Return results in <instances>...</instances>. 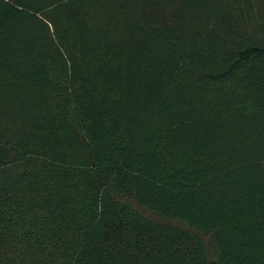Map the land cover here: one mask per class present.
I'll return each mask as SVG.
<instances>
[{"label": "trees", "instance_id": "trees-1", "mask_svg": "<svg viewBox=\"0 0 264 264\" xmlns=\"http://www.w3.org/2000/svg\"><path fill=\"white\" fill-rule=\"evenodd\" d=\"M0 264H264L253 0H0Z\"/></svg>", "mask_w": 264, "mask_h": 264}, {"label": "rangeland", "instance_id": "rangeland-1", "mask_svg": "<svg viewBox=\"0 0 264 264\" xmlns=\"http://www.w3.org/2000/svg\"><path fill=\"white\" fill-rule=\"evenodd\" d=\"M254 9L257 12H264V0H253Z\"/></svg>", "mask_w": 264, "mask_h": 264}]
</instances>
